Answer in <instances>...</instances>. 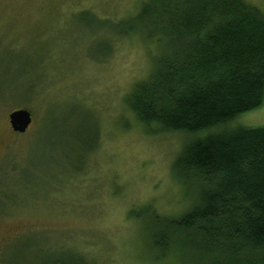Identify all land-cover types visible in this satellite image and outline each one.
<instances>
[{"label":"rangeland","instance_id":"obj_1","mask_svg":"<svg viewBox=\"0 0 264 264\" xmlns=\"http://www.w3.org/2000/svg\"><path fill=\"white\" fill-rule=\"evenodd\" d=\"M144 1L0 0V264H187L151 246L146 207L177 217L195 202L172 170L191 135L153 132L125 101L161 51L121 33ZM18 108L24 132L8 121ZM239 126H264V99Z\"/></svg>","mask_w":264,"mask_h":264},{"label":"trees","instance_id":"obj_2","mask_svg":"<svg viewBox=\"0 0 264 264\" xmlns=\"http://www.w3.org/2000/svg\"><path fill=\"white\" fill-rule=\"evenodd\" d=\"M127 22L122 35L141 29L161 47L127 106L155 133L191 135L172 170L195 202L177 217L146 207L151 246L187 264H264V126L227 128L264 99L263 13L245 0H145Z\"/></svg>","mask_w":264,"mask_h":264},{"label":"water","instance_id":"obj_3","mask_svg":"<svg viewBox=\"0 0 264 264\" xmlns=\"http://www.w3.org/2000/svg\"><path fill=\"white\" fill-rule=\"evenodd\" d=\"M31 113L25 108L14 109L8 113L10 127L15 132H24L31 122ZM55 264V263H47ZM58 264V263H57Z\"/></svg>","mask_w":264,"mask_h":264}]
</instances>
